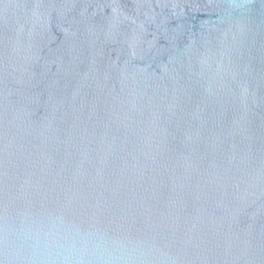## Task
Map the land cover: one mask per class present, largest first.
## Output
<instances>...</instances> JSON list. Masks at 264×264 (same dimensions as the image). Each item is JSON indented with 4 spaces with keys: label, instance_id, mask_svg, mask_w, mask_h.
<instances>
[{
    "label": "water",
    "instance_id": "95a60500",
    "mask_svg": "<svg viewBox=\"0 0 264 264\" xmlns=\"http://www.w3.org/2000/svg\"><path fill=\"white\" fill-rule=\"evenodd\" d=\"M0 264H264V0H0Z\"/></svg>",
    "mask_w": 264,
    "mask_h": 264
}]
</instances>
